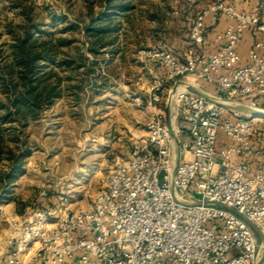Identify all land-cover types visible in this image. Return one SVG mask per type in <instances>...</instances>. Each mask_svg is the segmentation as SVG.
<instances>
[{"label":"built area","instance_id":"2783aa9c","mask_svg":"<svg viewBox=\"0 0 264 264\" xmlns=\"http://www.w3.org/2000/svg\"><path fill=\"white\" fill-rule=\"evenodd\" d=\"M220 15L227 19L214 35L220 46L207 53L205 21ZM249 29L248 63L239 66ZM188 37L183 60L165 44L143 52L164 70L151 102L160 103L168 84L167 113L153 107L145 134L99 178L86 206L10 215L0 264H264L248 226L264 233V149L254 139L257 119L230 109L261 110L264 16L257 6L215 4L191 20ZM188 77L216 95L187 91L180 83Z\"/></svg>","mask_w":264,"mask_h":264},{"label":"rangeland","instance_id":"374dc122","mask_svg":"<svg viewBox=\"0 0 264 264\" xmlns=\"http://www.w3.org/2000/svg\"><path fill=\"white\" fill-rule=\"evenodd\" d=\"M94 1V13L102 12L98 6L101 0ZM151 1L162 2L157 20L133 15L128 23L121 16L114 17L118 26L114 35L134 27L140 32L139 40L144 41L141 53L137 50L120 57L112 45L97 55L88 51L85 0H0L2 57L9 52L12 34L22 31L29 19L43 38L47 35L53 42H67L60 46L59 56L64 52L76 60L71 70H60L69 89L51 106L43 107L24 127L15 123L1 125L4 149L0 159V234L7 230L10 215L26 216L35 207L59 210L63 205L76 211L86 206L97 190L99 178L127 157L131 142L146 132L155 107L151 102L154 82L165 77L157 62L144 57L145 50L178 39L189 41L191 20L215 4L228 3L245 11L240 10V0ZM256 4L264 12V0ZM118 40L113 37V43ZM191 83L188 77L186 84L193 86ZM206 86L216 95L212 86L204 82L193 87L201 91ZM168 91L169 85L165 84L162 95L165 97ZM3 98L0 90V101ZM257 104L264 111V98H259ZM155 108L166 114L165 98ZM260 120L252 125L264 133V119ZM8 152L21 157V172L12 183H6L1 175L9 171Z\"/></svg>","mask_w":264,"mask_h":264},{"label":"trees","instance_id":"16d2710c","mask_svg":"<svg viewBox=\"0 0 264 264\" xmlns=\"http://www.w3.org/2000/svg\"><path fill=\"white\" fill-rule=\"evenodd\" d=\"M85 3L89 16L84 28L88 51L97 55L113 44L118 29L114 17L127 12L128 3L126 0H101L98 6L102 7V12L97 14L94 13L97 4L94 0H85ZM31 23L27 19L22 31L12 34L8 54L4 57L0 54V90L4 95L0 101V159L4 149L1 125L15 123L24 127L43 107L51 106L69 89L60 70H71L76 61L64 52L58 55L60 46L67 42H53L47 35L43 38L42 32H35ZM77 61L79 65L81 58ZM164 98L166 94L165 97L161 94V99ZM7 155L9 171L1 175L6 183H12L21 172V157H14L11 152Z\"/></svg>","mask_w":264,"mask_h":264},{"label":"crops","instance_id":"0c3cea01","mask_svg":"<svg viewBox=\"0 0 264 264\" xmlns=\"http://www.w3.org/2000/svg\"><path fill=\"white\" fill-rule=\"evenodd\" d=\"M126 1L128 3V11L119 14L118 16H121L122 20L128 23H130L133 15H136V17L142 19L146 18L148 20H157L159 18V16L157 15V10L162 11V2L160 3L159 1L157 2H152L151 0H126ZM256 3L257 0H240V7H241L240 10L249 11L257 5ZM261 15L264 16V12H262ZM213 23H215V25ZM226 24H227V19L222 15L216 18L211 16L206 19L205 21L206 37H205V46H204L205 52L213 53L215 52L216 49L219 48L220 44L214 40V35L223 32ZM134 29H135L134 27L131 29L127 28L126 30L121 29L123 32L119 31L117 35H114V37L116 36V38L118 37L119 39L118 41H116V43L114 42L112 44L113 48H115L114 53H116L117 56L123 57V55L126 53L135 54L137 50H138L137 53H141L143 51L144 41L139 40V38L141 37L139 34L140 32ZM254 37L255 36L253 30L249 29L244 32L243 38L240 41L237 48L238 54L240 56L239 66H243L248 63V51L251 47ZM189 45L190 43L188 40L181 41L178 39L173 43L166 44V47L169 52L179 56L183 60V56ZM162 73L164 74L163 68H162ZM212 88L214 89L213 86ZM204 89L202 87L201 92L207 95H212L210 88L208 86L204 87ZM259 121L261 120L259 119ZM256 131L257 132L255 133V138H254L256 141V145L264 149V133H261L259 129ZM262 161H264V158H262ZM5 233L6 231L2 232L0 236L5 235Z\"/></svg>","mask_w":264,"mask_h":264},{"label":"water","instance_id":"95a60500","mask_svg":"<svg viewBox=\"0 0 264 264\" xmlns=\"http://www.w3.org/2000/svg\"><path fill=\"white\" fill-rule=\"evenodd\" d=\"M180 86H182L183 88H185L187 91L196 94L198 96H202L205 98H208V95L199 91L198 89H196L193 86H190L186 83L181 82ZM168 108V107H167ZM230 109H232L233 111L237 112V113H241L244 115H248L250 117V119H264V111L262 110H253L250 109L249 107L242 105V104H235L234 106H230ZM168 128L170 131V134L173 137L170 125L168 124ZM174 138V137H173ZM178 159V155H176V161ZM248 226L251 228V230L254 232V234L260 239L261 241V245H260V251H261V259H264V233H262L255 225H253L252 223H248Z\"/></svg>","mask_w":264,"mask_h":264}]
</instances>
